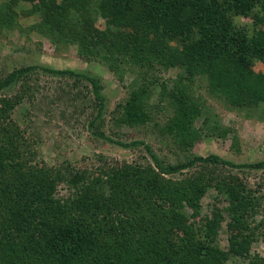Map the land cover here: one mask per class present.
I'll return each instance as SVG.
<instances>
[{
    "label": "trees",
    "instance_id": "obj_1",
    "mask_svg": "<svg viewBox=\"0 0 264 264\" xmlns=\"http://www.w3.org/2000/svg\"><path fill=\"white\" fill-rule=\"evenodd\" d=\"M22 4L29 6L21 10L24 16L38 17L37 28L52 34L54 43H75L86 58L103 59L118 75L121 69L112 67L115 55L130 56L143 77L117 109L114 121L120 128L152 121L148 87L159 85L160 102L169 100L176 112L163 134L188 152L198 139L225 138L229 131L211 124L191 94L202 77L237 110L264 120V72L254 68L264 64V0H9L0 10V34L18 28ZM99 19L104 29L97 26ZM173 68H181L185 76L163 81L156 76ZM35 69L1 77L0 92ZM91 80L101 112V88ZM20 99H0V264H227L231 256L264 264L250 255L259 235L264 241V222L254 227L249 222L260 202L240 172L224 169L261 170L264 162L236 164L217 154H190L164 165L146 145L157 171L118 167L101 181L102 188L108 186L103 191L110 192L103 194L96 179L87 181L85 174L66 177L61 169L30 164L29 152L8 121ZM233 147L240 150L237 136ZM62 183L76 192L61 198ZM211 188L229 197L227 251L216 241L223 209L214 204L211 216L201 213V201ZM110 210L125 213L129 229H99L96 220ZM104 234H111L110 239L102 241Z\"/></svg>",
    "mask_w": 264,
    "mask_h": 264
},
{
    "label": "rangeland",
    "instance_id": "obj_2",
    "mask_svg": "<svg viewBox=\"0 0 264 264\" xmlns=\"http://www.w3.org/2000/svg\"><path fill=\"white\" fill-rule=\"evenodd\" d=\"M8 1L0 0V10ZM28 8V5L23 4L18 8L20 17L16 30L0 34V78L17 69L33 66L36 69L11 88L1 91L0 99L7 101L20 95L15 113L8 121L12 122L11 130L22 141L24 150L29 152L28 160L35 168L61 169L66 177L85 174L87 181L94 182L96 179L95 186L103 194H109L108 190L103 191L108 186L103 185L102 188L101 181L105 182L106 176H110L118 167L141 166L144 171H157L146 145L152 147L164 165L182 162L190 154L202 157L217 154L236 164L264 162V120L237 110L224 92L212 91V81L203 77L193 85L191 94L200 103L211 124L229 131L225 138L198 139L191 152H188L174 137L163 134V127L171 125L170 119L176 112L169 100L160 102L159 85L148 87L153 95L152 105L149 104L152 121L138 127L116 126L114 120L117 109L142 84L143 75L139 68L129 59L130 56L123 59L119 53L112 62V67L121 69L122 75H118L103 59L86 58L87 55L80 53L75 43H62L60 40L54 43L49 36L52 34H43L37 28L38 17L24 16L21 10ZM241 21L249 22L246 19ZM104 24L102 19L97 22V26L102 29ZM14 25L17 27L16 22ZM254 68L257 73L264 72L263 63L256 64ZM156 76L160 81L178 80L185 73L181 68H173ZM91 79L101 88L99 96L104 99L101 112ZM169 85L170 88L173 86L171 83ZM219 86L222 90V85ZM202 123L201 118L195 125L200 128ZM235 136L238 137L239 151L233 147ZM143 142L145 145L140 144ZM224 169L231 173L240 172L252 197L260 202L249 221L252 227L264 222V169ZM176 177L183 178L179 175ZM69 187L64 183L59 185L61 198L76 192ZM228 201L227 194H219L216 188L209 189L201 201V213L204 216H211L214 204L223 209L219 215L225 218L222 219V228L216 241L224 251L229 249L228 239L231 235L227 227L230 219L229 214H226ZM186 211L191 213L189 208ZM124 215L115 210L101 213L96 226L103 232H108L112 226L125 225L129 229L127 220L130 219ZM88 220L94 222L90 217ZM104 235L102 241L110 239L111 234ZM250 253L251 259H264V241L260 235L252 242ZM249 261L231 256L227 264H249Z\"/></svg>",
    "mask_w": 264,
    "mask_h": 264
}]
</instances>
